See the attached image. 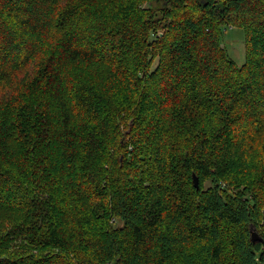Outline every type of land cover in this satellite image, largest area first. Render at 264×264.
<instances>
[{"label":"trees","instance_id":"16d2710c","mask_svg":"<svg viewBox=\"0 0 264 264\" xmlns=\"http://www.w3.org/2000/svg\"><path fill=\"white\" fill-rule=\"evenodd\" d=\"M0 264H264V0H0Z\"/></svg>","mask_w":264,"mask_h":264},{"label":"rangeland","instance_id":"374dc122","mask_svg":"<svg viewBox=\"0 0 264 264\" xmlns=\"http://www.w3.org/2000/svg\"><path fill=\"white\" fill-rule=\"evenodd\" d=\"M222 43L226 47L230 57L239 66H242L246 61L245 33L239 29H228L222 39Z\"/></svg>","mask_w":264,"mask_h":264},{"label":"water","instance_id":"95a60500","mask_svg":"<svg viewBox=\"0 0 264 264\" xmlns=\"http://www.w3.org/2000/svg\"><path fill=\"white\" fill-rule=\"evenodd\" d=\"M193 182H194V185H195L196 190L199 191L200 190V180H199V178L197 177L196 174L193 175ZM252 241L254 243H256V242H262L263 239L261 237H259V235L257 233H254L253 232L252 233Z\"/></svg>","mask_w":264,"mask_h":264}]
</instances>
